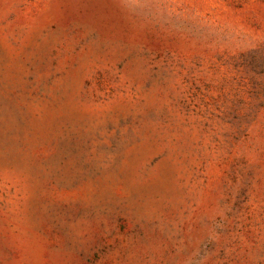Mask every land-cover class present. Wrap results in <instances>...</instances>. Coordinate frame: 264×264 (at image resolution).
<instances>
[{
  "label": "rangeland",
  "instance_id": "obj_1",
  "mask_svg": "<svg viewBox=\"0 0 264 264\" xmlns=\"http://www.w3.org/2000/svg\"><path fill=\"white\" fill-rule=\"evenodd\" d=\"M0 264H264V0H0Z\"/></svg>",
  "mask_w": 264,
  "mask_h": 264
}]
</instances>
